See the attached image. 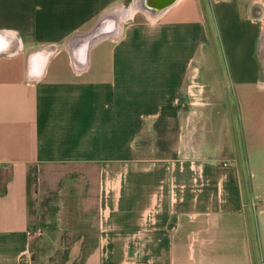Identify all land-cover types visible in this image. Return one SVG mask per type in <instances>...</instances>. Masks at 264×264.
Returning a JSON list of instances; mask_svg holds the SVG:
<instances>
[{
  "label": "crops",
  "instance_id": "1",
  "mask_svg": "<svg viewBox=\"0 0 264 264\" xmlns=\"http://www.w3.org/2000/svg\"><path fill=\"white\" fill-rule=\"evenodd\" d=\"M153 1L0 0V264H264V0Z\"/></svg>",
  "mask_w": 264,
  "mask_h": 264
},
{
  "label": "rangeland",
  "instance_id": "2",
  "mask_svg": "<svg viewBox=\"0 0 264 264\" xmlns=\"http://www.w3.org/2000/svg\"><path fill=\"white\" fill-rule=\"evenodd\" d=\"M210 80L211 79H207L206 82L209 83ZM208 99H210V101L208 100V102L206 103V107H205L207 118H201V112L195 114V121H194L195 127H193L192 129L195 132H197V135L199 136L204 131L203 128L206 125L208 128V136L212 139L213 143H215L219 135V133L217 132V126L226 120L229 112H228L227 106L225 105H218L214 107L212 111H210L208 106L210 104L215 105V103L211 101V99H214L211 97V94H208ZM231 113L233 114V112ZM205 119H206V122H205ZM248 166H249V170L252 171V166L250 165V162ZM241 170L244 172L242 173L243 185L246 186L247 181L244 182V178H246V174L249 173V170L246 169V167H242ZM251 182H253V187L256 190V193L259 194L260 197H262L264 195V176L259 175V174L255 175V178L253 181L251 178ZM252 197L255 200V202H257V203L254 202L255 205L253 206L256 211L253 217L254 219L253 222L255 221L254 223L257 226V230L260 233V235L263 234L264 236V200L262 198L258 200V198L254 196V194ZM32 249H30V251L24 254V257L22 258V261L20 262V264H52L54 262L56 263L55 259L58 256L57 255L52 256L51 252H46L49 249V247L41 249V252L37 253L38 254L37 257L34 256ZM56 252L59 253V250L57 249Z\"/></svg>",
  "mask_w": 264,
  "mask_h": 264
},
{
  "label": "water",
  "instance_id": "3",
  "mask_svg": "<svg viewBox=\"0 0 264 264\" xmlns=\"http://www.w3.org/2000/svg\"><path fill=\"white\" fill-rule=\"evenodd\" d=\"M174 0H163V2L162 1H160V2H157V1H153L152 2V4H151V6L150 7H152L153 9H160V10H162L163 8H165L167 5H170L172 2H173ZM159 3V4H158ZM156 4V5H155ZM157 5H159V6H157ZM157 7V8H156Z\"/></svg>",
  "mask_w": 264,
  "mask_h": 264
},
{
  "label": "bare ground",
  "instance_id": "4",
  "mask_svg": "<svg viewBox=\"0 0 264 264\" xmlns=\"http://www.w3.org/2000/svg\"><path fill=\"white\" fill-rule=\"evenodd\" d=\"M136 6V5H135ZM134 7V6H133ZM129 9V8H128ZM132 9V8H131ZM138 9V8H137ZM133 10V9H132ZM124 14V13H123ZM122 16V15H121Z\"/></svg>",
  "mask_w": 264,
  "mask_h": 264
},
{
  "label": "built area",
  "instance_id": "5",
  "mask_svg": "<svg viewBox=\"0 0 264 264\" xmlns=\"http://www.w3.org/2000/svg\"><path fill=\"white\" fill-rule=\"evenodd\" d=\"M253 204V203H252ZM254 205V204H253Z\"/></svg>",
  "mask_w": 264,
  "mask_h": 264
}]
</instances>
